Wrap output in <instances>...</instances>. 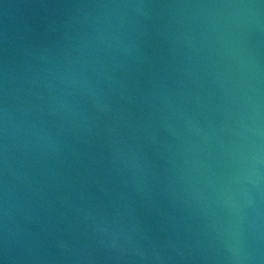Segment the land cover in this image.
I'll use <instances>...</instances> for the list:
<instances>
[{"label":"water","instance_id":"95a60500","mask_svg":"<svg viewBox=\"0 0 264 264\" xmlns=\"http://www.w3.org/2000/svg\"><path fill=\"white\" fill-rule=\"evenodd\" d=\"M0 264H264V0H0Z\"/></svg>","mask_w":264,"mask_h":264}]
</instances>
